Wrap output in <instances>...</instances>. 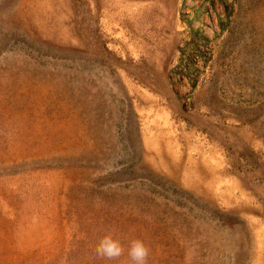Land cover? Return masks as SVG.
Returning <instances> with one entry per match:
<instances>
[{
  "label": "rangeland",
  "instance_id": "374dc122",
  "mask_svg": "<svg viewBox=\"0 0 264 264\" xmlns=\"http://www.w3.org/2000/svg\"><path fill=\"white\" fill-rule=\"evenodd\" d=\"M134 238L264 264V0H0V264Z\"/></svg>",
  "mask_w": 264,
  "mask_h": 264
},
{
  "label": "clouds",
  "instance_id": "9594fccd",
  "mask_svg": "<svg viewBox=\"0 0 264 264\" xmlns=\"http://www.w3.org/2000/svg\"><path fill=\"white\" fill-rule=\"evenodd\" d=\"M125 253V248L119 239L114 238L112 232H106L95 245L96 256L107 260H118ZM150 249L139 238L131 239L127 247L129 264H148Z\"/></svg>",
  "mask_w": 264,
  "mask_h": 264
}]
</instances>
